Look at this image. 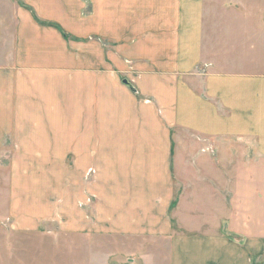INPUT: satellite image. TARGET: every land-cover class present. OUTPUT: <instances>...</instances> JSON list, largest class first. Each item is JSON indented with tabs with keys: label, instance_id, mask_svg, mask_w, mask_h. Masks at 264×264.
Segmentation results:
<instances>
[{
	"label": "crops",
	"instance_id": "obj_1",
	"mask_svg": "<svg viewBox=\"0 0 264 264\" xmlns=\"http://www.w3.org/2000/svg\"><path fill=\"white\" fill-rule=\"evenodd\" d=\"M0 177L15 229L264 264V0H0Z\"/></svg>",
	"mask_w": 264,
	"mask_h": 264
},
{
	"label": "rangeland",
	"instance_id": "obj_2",
	"mask_svg": "<svg viewBox=\"0 0 264 264\" xmlns=\"http://www.w3.org/2000/svg\"><path fill=\"white\" fill-rule=\"evenodd\" d=\"M3 182L0 177L1 211L7 199ZM54 196L60 199L61 193ZM169 248L163 238L89 234L50 223L23 230L12 228L7 217L0 221V264H170Z\"/></svg>",
	"mask_w": 264,
	"mask_h": 264
},
{
	"label": "water",
	"instance_id": "obj_3",
	"mask_svg": "<svg viewBox=\"0 0 264 264\" xmlns=\"http://www.w3.org/2000/svg\"><path fill=\"white\" fill-rule=\"evenodd\" d=\"M124 84H126L130 89H132L134 91V88L132 87V85L126 80V79H123L122 81Z\"/></svg>",
	"mask_w": 264,
	"mask_h": 264
},
{
	"label": "trees",
	"instance_id": "obj_4",
	"mask_svg": "<svg viewBox=\"0 0 264 264\" xmlns=\"http://www.w3.org/2000/svg\"><path fill=\"white\" fill-rule=\"evenodd\" d=\"M63 34H65V33L63 32Z\"/></svg>",
	"mask_w": 264,
	"mask_h": 264
}]
</instances>
